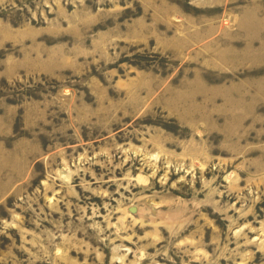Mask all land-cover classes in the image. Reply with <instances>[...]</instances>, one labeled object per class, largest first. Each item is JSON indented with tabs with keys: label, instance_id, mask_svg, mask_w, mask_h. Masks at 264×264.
Segmentation results:
<instances>
[{
	"label": "rangeland",
	"instance_id": "374dc122",
	"mask_svg": "<svg viewBox=\"0 0 264 264\" xmlns=\"http://www.w3.org/2000/svg\"><path fill=\"white\" fill-rule=\"evenodd\" d=\"M0 264H264V0H0Z\"/></svg>",
	"mask_w": 264,
	"mask_h": 264
}]
</instances>
